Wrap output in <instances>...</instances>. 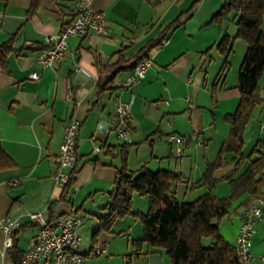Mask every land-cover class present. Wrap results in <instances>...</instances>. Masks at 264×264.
<instances>
[{"label":"crops","instance_id":"obj_1","mask_svg":"<svg viewBox=\"0 0 264 264\" xmlns=\"http://www.w3.org/2000/svg\"><path fill=\"white\" fill-rule=\"evenodd\" d=\"M75 1L0 0V45L9 39L13 45L0 67V217L19 221L11 247H3L0 233V264H19L18 254L37 231L28 216L33 211H43L49 221L71 211L82 213L80 250L87 253L102 247L107 252L87 255V264H169L163 249L137 243L142 227L135 218H119L122 226H115L117 220L108 230L94 234L107 212L121 166L120 158L108 155L106 147L125 144L129 169L146 164L154 171L180 174L183 181L174 185L175 196L180 190L182 198L191 195L194 199L208 190L200 180L207 165L221 154L223 163L212 172L213 191L219 197L227 196L231 187L223 176L242 173L257 156L256 141L264 142L259 126L264 119V73L259 80L262 102L254 108L236 154L229 147L234 140L225 117L239 102L238 71L246 44L233 39L228 69L220 78L224 58L216 47L222 34L235 36L236 26L228 23H235L234 18L219 26L212 17L226 0H90L91 9L110 23L109 34L70 36L68 56L54 67L42 68L35 57L72 15ZM163 34L148 52L153 64L139 83L123 89L122 81L130 72L123 70L112 89L98 93L97 62L106 65L119 58L126 62L146 41ZM163 39L167 40L164 44ZM34 70L40 72L38 79L30 77ZM117 95L132 98L127 142L112 127ZM71 117L80 120L77 161L63 198L65 186H55L50 176L57 168L63 127ZM171 133L196 138L177 157L175 144L167 140ZM196 139L203 144L198 145ZM228 139L231 142L226 143ZM248 144L251 147L245 152ZM93 153L95 159L90 160ZM252 199L243 192L218 219L219 233L231 245L237 236L239 213ZM251 253L247 264H264L259 258L264 254V218L251 238ZM131 254L136 256L127 260Z\"/></svg>","mask_w":264,"mask_h":264},{"label":"trees","instance_id":"obj_2","mask_svg":"<svg viewBox=\"0 0 264 264\" xmlns=\"http://www.w3.org/2000/svg\"><path fill=\"white\" fill-rule=\"evenodd\" d=\"M232 18L235 19V36L222 34L216 48L224 58L219 72L221 78L228 69V55L232 49L233 39L239 38L246 44V51L238 71L239 102L234 112L225 117L230 127V137L234 140V144L229 147L239 154L244 128L254 108L262 102L259 80L264 73V29H262L264 0H226L213 15L212 21L222 26L223 22ZM164 37L165 34L146 41L126 62L121 58L106 65L97 62L98 93L112 89L117 74L123 70H131L139 60L147 57L150 49ZM12 48L11 39L0 45V67L5 65ZM262 147L264 142L257 140L254 147L257 156L250 159L242 173L236 176L234 173L223 176L231 187L229 195L219 197L213 191L212 172L223 163L220 154L214 162L207 165L200 180L201 184L208 186V190L191 201H179L173 187L183 181L180 174L166 169L154 171L146 164L135 170L129 169L126 145L107 146L106 153L111 157L118 156L121 166L117 169L115 189L106 205L107 212L100 217L94 234L100 230H108L118 218L133 213L140 217L142 223V237L137 243H145L150 248L163 249L168 256L169 264H239L234 246L219 233L218 219L229 212L233 200L243 192L248 193L253 199L262 195L261 191L264 188V151L260 150ZM1 155L3 151L0 143ZM72 179L71 174L68 184L64 187L63 198L69 192ZM134 193L147 195L149 207L146 213L132 211ZM204 237L212 239L210 246H203ZM22 254L23 252L18 254L19 264Z\"/></svg>","mask_w":264,"mask_h":264},{"label":"built area","instance_id":"obj_3","mask_svg":"<svg viewBox=\"0 0 264 264\" xmlns=\"http://www.w3.org/2000/svg\"><path fill=\"white\" fill-rule=\"evenodd\" d=\"M110 23L99 11L90 7V0H76L72 8V15L63 21L59 31L47 38V47L35 57L42 68L54 67L69 54L68 38L70 36L85 37L89 32L108 35ZM166 39L162 43H166ZM153 60L147 56L139 60L122 81V88L130 90L146 75ZM30 77L38 79L40 72L34 70ZM78 93V92H77ZM132 98L115 97V113L112 127L116 135L123 141H128V123L131 118ZM260 130L264 132V119L260 122ZM80 120L71 117L63 127V138L57 154V168L50 178L55 186L64 187L68 184L71 172L77 161V147ZM195 136L168 134L167 140L175 144V155L181 156L184 146L188 145ZM198 145L203 142L196 139ZM99 147L95 146V151ZM12 182V184H14ZM30 219L37 224V231L29 240L23 251L20 264H87L86 256L107 255L106 249L95 247L87 253L80 250L82 236L78 228L83 220V214L71 211L47 220L43 211L29 212ZM264 218V194L248 202L239 213L240 224L235 238L234 248L239 264H247L251 258V238L256 232L258 222ZM19 226V221L12 217H0V233L4 235L2 245L5 248L13 245V234ZM131 254L127 260L135 257ZM259 258L264 260V254Z\"/></svg>","mask_w":264,"mask_h":264},{"label":"rangeland","instance_id":"obj_4","mask_svg":"<svg viewBox=\"0 0 264 264\" xmlns=\"http://www.w3.org/2000/svg\"><path fill=\"white\" fill-rule=\"evenodd\" d=\"M229 24H234L235 25V23L234 22H232V21H230V22H228ZM262 29H264V26H262ZM241 40V39H240ZM243 42V41H242ZM231 139V138H230ZM230 139H228L227 141H226V143H228V142H231V140ZM249 147H251V145L250 144H248V145H246L245 147H244V150H245V152H247L250 148ZM181 194V192H180V190H179V192H177V195H176V198L180 201V199H184L185 201H191L192 199H194V197L195 196H193V198H192V196L190 195V196H188V197H186V198H182V196L180 195ZM148 207H149V199H148V197H147V195H142V194H139V193H134L133 194V196H132V211L133 212H135V213H146L147 212V210H148ZM130 216H132V217H130ZM120 218H122V220H132L133 221V219L135 218L137 221H139V223H140V226L142 227V223H141V219H140V217L139 216H137V215H135V214H133V213H130V214H126V215H124L123 217H120ZM124 218V219H123ZM118 220V221H117ZM116 221V225L115 226H118V227H120V226H122V225H120V223H119V218L117 219ZM121 220V219H120ZM121 222V221H120ZM125 221H123V223H124ZM211 242H212V239L211 238H209V237H204L203 239H202V243H203V246H210L211 245Z\"/></svg>","mask_w":264,"mask_h":264},{"label":"water","instance_id":"obj_5","mask_svg":"<svg viewBox=\"0 0 264 264\" xmlns=\"http://www.w3.org/2000/svg\"><path fill=\"white\" fill-rule=\"evenodd\" d=\"M95 155H96V154H95V153H93V154L90 156V158H89V159H90V160H94V159H95Z\"/></svg>","mask_w":264,"mask_h":264}]
</instances>
